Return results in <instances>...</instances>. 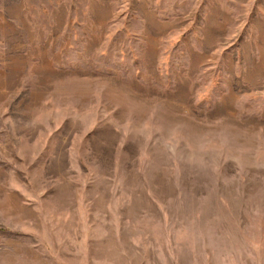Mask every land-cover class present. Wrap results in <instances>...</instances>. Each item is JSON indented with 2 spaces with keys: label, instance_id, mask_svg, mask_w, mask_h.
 <instances>
[{
  "label": "rangeland",
  "instance_id": "obj_1",
  "mask_svg": "<svg viewBox=\"0 0 264 264\" xmlns=\"http://www.w3.org/2000/svg\"><path fill=\"white\" fill-rule=\"evenodd\" d=\"M0 264H264V0H0Z\"/></svg>",
  "mask_w": 264,
  "mask_h": 264
}]
</instances>
